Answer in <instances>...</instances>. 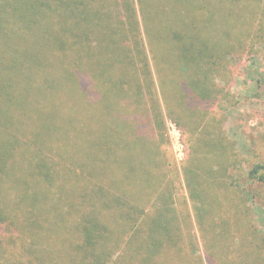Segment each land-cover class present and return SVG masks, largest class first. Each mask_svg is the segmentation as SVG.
<instances>
[{
  "label": "trees",
  "instance_id": "1",
  "mask_svg": "<svg viewBox=\"0 0 264 264\" xmlns=\"http://www.w3.org/2000/svg\"><path fill=\"white\" fill-rule=\"evenodd\" d=\"M136 1L166 115L190 135L183 174L202 255L190 232L188 206L175 208L170 187L154 181L155 175L161 182L152 170L158 165V133L150 119L143 117L129 129L115 106L105 105L109 98L98 82H130L138 93L152 92L133 1L0 0V264H114L119 259L121 264H264V236L242 227L249 223L245 212L226 205V194L208 185L228 182L238 158L211 107L227 101L220 87L227 59L237 50L254 54L256 45L264 59V0ZM238 4L242 11H234ZM101 16L112 23L110 36L97 27ZM52 58L63 68L38 76H45L38 87L33 65ZM59 79L64 90L66 81L82 98L90 96L92 107L101 100L105 119L99 110L88 124L73 121L69 113L66 119L70 107L66 111L57 99ZM50 108L61 118L74 165L83 169L87 163L79 151L91 147L87 162L97 164L91 154L102 169L115 166L114 157L132 135L140 164L152 177L149 186L132 197L117 196L114 185L98 181L92 171L90 179L77 173V181L64 178L69 171L61 174L52 158L67 145L49 120ZM29 116L37 122L27 131L23 120ZM111 138L120 141L108 146ZM246 167L241 176L262 188L257 198L264 200V159ZM62 189L67 200L56 195ZM103 206L109 216L100 211ZM60 248L66 254L58 261L53 254ZM119 248L121 257L113 259L111 252Z\"/></svg>",
  "mask_w": 264,
  "mask_h": 264
},
{
  "label": "rangeland",
  "instance_id": "2",
  "mask_svg": "<svg viewBox=\"0 0 264 264\" xmlns=\"http://www.w3.org/2000/svg\"><path fill=\"white\" fill-rule=\"evenodd\" d=\"M132 1L133 7L135 8V15L140 25L142 46L145 50L152 71V92L151 94H148L146 90L142 89V92L140 91L141 93H138L135 85L130 82H115L112 80L100 79H98V82L100 81L101 87L105 89V93L109 98L105 105L108 103H111V105L113 104L115 110L122 117V121L128 124L129 129L135 126L137 121L140 122L146 119L143 117H148L150 119L154 131L158 133L156 142V159L158 161L156 163L158 165L156 168L153 166L152 170L161 182L159 184L155 175L154 181H156L155 183L158 184V187L165 183L170 187V191L172 192V202L175 208L178 209L179 205L184 207L188 206V209L190 210V232L197 243V254L201 256L203 251L202 241L197 229L194 214L191 213V203L183 174L184 167H186L188 157L191 153V142L189 141L190 135L186 130L181 131V129L178 128V126L166 115V106L161 97L160 89L157 84V76L147 48L145 33L141 25V23H143L142 16L137 1ZM235 8H239L241 11L243 10L240 4L233 7L234 11ZM96 24H98L97 27L103 34L107 36L112 34V23L111 21H107L106 17L101 16ZM219 40L221 39L218 38L217 41ZM222 43L223 41L221 44ZM256 46H254L253 49V51H255L254 54H249L246 51L243 52V50H237L233 59H227V63L224 67L226 72H222L224 80L220 87L223 89V96H226L227 101L221 102L220 108L216 106L211 107L212 114L220 116L221 119H219V122L223 125L227 138L234 143V152L238 158L229 170L230 180L228 182L224 183L221 181L220 183L211 181L208 185L215 190V193L218 188L220 190L219 193L223 192L226 194L228 197L227 203H225L226 205H237L241 213H243V211L245 212L249 223L243 224L242 227H250L264 236V200L257 198L258 195L261 194L258 191L261 192L263 190L257 185L246 183L243 175L241 176L243 170L244 172L246 171V166L251 167L252 163L264 159V59L262 58V55H260L262 47ZM4 59H7L6 55L4 56ZM49 62L51 64L46 62L33 65L34 72L37 73L36 79L40 75H47L48 72L52 73L54 68L61 69L62 67L58 64H52L53 62H57L54 58L51 60L49 59ZM27 65L28 64H25L24 67L27 68ZM44 80L45 76L40 77L37 79L36 85L38 87L44 86ZM57 82L58 84H61V90L57 94V99L63 103L62 106L66 111L68 107H70L67 113L64 112L66 113V119L70 118V114L73 121L79 118L82 120L78 122L81 123L84 121L88 124L89 122L87 121H91V114L99 111L100 120L102 121L105 119L101 114H105L107 108L101 100L99 101V104L92 107V102L90 101L92 98L90 96L89 98H82V95L75 89L74 84H71L69 87V83L65 81L66 85L64 90V81L59 79ZM83 107H86V110ZM49 112L51 114V119L49 120L52 121L54 125H57L59 135H61V137L63 136V142L66 144V140H64L65 131L60 125L61 122L59 120H61V118L59 117V114L55 113L52 108H50ZM94 115L96 114H93V117ZM23 121V126L28 131L33 125H35L37 119L36 117L31 118V116H29ZM147 129H149V132L152 131L151 127H148ZM147 132L145 133L147 134ZM123 133H125V131ZM133 138L132 135L129 136L128 145L123 148L124 150L118 153L120 157H114L115 161H113V163L116 165L108 169H102L99 157L94 155L88 154L92 158H96L98 165L95 162H87L86 151L88 150L87 153H89L91 147L83 148L79 151L83 164L87 163L89 168L87 167V164H84L83 169L81 170L80 168L82 166L79 164H73L74 151L71 150V147L67 144V146H64V148L60 150L59 155L52 158V162L59 164V166L55 167H59L58 171H60L61 174H63V169L69 171L67 174H64V178H67V180L77 181L75 173L81 174L82 179H90L88 173L92 171L95 173V178L99 177L98 181L114 185V194L117 196H123L126 194L128 197H132L133 194L149 186L152 182L151 175L149 176L146 174L147 168L146 170L143 169L140 164L139 145L137 142L133 141ZM111 139L112 141L108 146H113L120 141L116 138ZM52 144L53 146L54 144L60 146V143L57 144L52 142ZM230 182L234 183V185H231ZM56 195L61 196L64 200L69 198V194L66 193L64 189L61 191L57 190ZM119 198L123 201H127L130 205L137 204L131 202V198H128L127 200L123 197ZM232 199H235L236 201L233 202ZM99 209L102 211L103 215L109 216L110 213L107 212V207L103 206ZM246 218L242 217L241 223H244ZM109 235L110 234H107L106 236ZM7 241L8 240L4 241V244H6ZM111 253L113 254V259H118L121 257L122 252L119 248L113 250ZM65 254V249L60 248V250L54 253L53 256L59 261L65 258ZM121 263L122 260L119 259L114 264ZM108 264H110V262ZM126 264L130 263L126 262Z\"/></svg>",
  "mask_w": 264,
  "mask_h": 264
}]
</instances>
